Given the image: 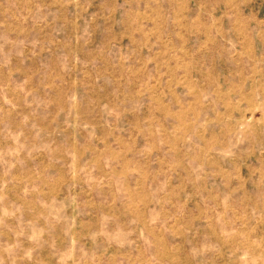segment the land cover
Masks as SVG:
<instances>
[{"label": "rangeland", "instance_id": "rangeland-1", "mask_svg": "<svg viewBox=\"0 0 264 264\" xmlns=\"http://www.w3.org/2000/svg\"><path fill=\"white\" fill-rule=\"evenodd\" d=\"M222 1L181 47L0 0V264H264V0Z\"/></svg>", "mask_w": 264, "mask_h": 264}, {"label": "crops", "instance_id": "crops-1", "mask_svg": "<svg viewBox=\"0 0 264 264\" xmlns=\"http://www.w3.org/2000/svg\"><path fill=\"white\" fill-rule=\"evenodd\" d=\"M39 1L50 4L48 6L50 10H52L51 8L57 10L52 15V19H56L57 22L65 23V21H60L59 19L68 18L71 11L74 16L75 11L73 9L76 5H83L84 7L88 5L90 12L99 11V17L104 19L97 21V24L106 23L108 25H115L124 23L125 26L130 27V32L128 33L130 36H124L121 39H131L134 41V39L155 40L158 38V40H168L169 43H179L183 47L184 40H188L183 35V31L187 29V25L190 24L191 19H194V26L198 25V28L196 26L195 30L199 29V25L212 23L211 15L205 16L203 14L206 10L210 11L214 0H69L70 4L66 7L60 5V0ZM229 1L230 5H234V0H223V6L225 4L228 5ZM239 2L244 9V1L240 0ZM241 7L235 9L237 17L236 19L232 18L231 23H235V21L237 24L245 23V11ZM60 8L65 10L64 14L58 13V9ZM85 21L84 18L82 23ZM215 23L218 24L219 19ZM142 26H151V29L147 32L142 29ZM134 29L141 31L139 33L140 36H135ZM154 31H157L155 35H159H153L152 32ZM261 42L263 45L264 39ZM242 45L244 47L246 41Z\"/></svg>", "mask_w": 264, "mask_h": 264}]
</instances>
